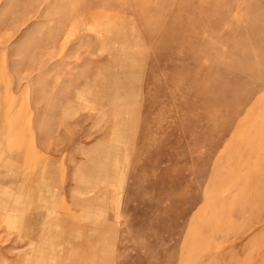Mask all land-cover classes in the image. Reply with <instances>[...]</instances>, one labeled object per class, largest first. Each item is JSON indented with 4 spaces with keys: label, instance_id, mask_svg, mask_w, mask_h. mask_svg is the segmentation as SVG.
Wrapping results in <instances>:
<instances>
[{
    "label": "rangeland",
    "instance_id": "obj_1",
    "mask_svg": "<svg viewBox=\"0 0 264 264\" xmlns=\"http://www.w3.org/2000/svg\"><path fill=\"white\" fill-rule=\"evenodd\" d=\"M94 30L158 43L129 160L117 161L110 264H264V0H0V101L40 125L61 118V101L89 103L83 77L107 59L90 48ZM80 117L42 139L64 136L67 149L45 154L75 175L107 119ZM58 182L75 186L56 173L53 192ZM3 237L10 260L24 238Z\"/></svg>",
    "mask_w": 264,
    "mask_h": 264
},
{
    "label": "crops",
    "instance_id": "obj_2",
    "mask_svg": "<svg viewBox=\"0 0 264 264\" xmlns=\"http://www.w3.org/2000/svg\"><path fill=\"white\" fill-rule=\"evenodd\" d=\"M95 32L90 48L105 51L107 59L83 77V96L89 103L61 101L56 104L61 118L45 119L40 125L38 112L17 113L11 99L0 101V241L7 240L3 233L24 238L23 248L10 260L0 250V264H110L116 254L106 248L119 239L118 227L108 223V217L118 214L125 180L124 167L117 161L129 160L125 149L140 124L142 76L158 43L135 31ZM91 111L96 113L91 116ZM77 113L81 121L107 119L100 139L83 150L84 164L75 175L56 169V158L45 154L66 148L64 136L52 147L42 139ZM56 173L75 183L68 188L58 182L56 192L64 194L60 198L50 184ZM83 179L89 183L83 184Z\"/></svg>",
    "mask_w": 264,
    "mask_h": 264
}]
</instances>
